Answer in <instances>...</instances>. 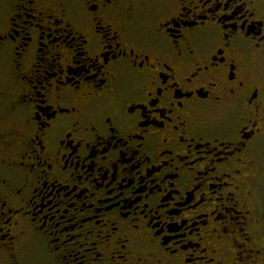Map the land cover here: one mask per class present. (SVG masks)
Wrapping results in <instances>:
<instances>
[{
  "label": "flooded vegetation",
  "instance_id": "af4514ba",
  "mask_svg": "<svg viewBox=\"0 0 264 264\" xmlns=\"http://www.w3.org/2000/svg\"><path fill=\"white\" fill-rule=\"evenodd\" d=\"M0 230V264H264V0H0Z\"/></svg>",
  "mask_w": 264,
  "mask_h": 264
},
{
  "label": "snow or ice",
  "instance_id": "6c2138e0",
  "mask_svg": "<svg viewBox=\"0 0 264 264\" xmlns=\"http://www.w3.org/2000/svg\"><path fill=\"white\" fill-rule=\"evenodd\" d=\"M106 3L108 4V5H111V4H113L114 3V0H106ZM94 11L96 10V9H93ZM99 23H100V31H103L104 30V28L106 27V25L102 22V20L101 21H99ZM111 35V33H105V38L107 39V38H109V36ZM114 41H111L110 40V43H113ZM205 43H206V41H205ZM69 46H71V44H69ZM107 57L105 56V59H106ZM95 59V58H94ZM102 63V61L101 60H99V59H97L96 60V66L97 67H99V65ZM198 74V73H197ZM190 82V81H189ZM167 82L165 81V84H166ZM40 87H43V85L41 84L40 85ZM37 91H39V88L37 89ZM35 102H38V101H35ZM182 106V105H181ZM3 239H7V236H5L3 233H2V230H0V242H2V240Z\"/></svg>",
  "mask_w": 264,
  "mask_h": 264
}]
</instances>
